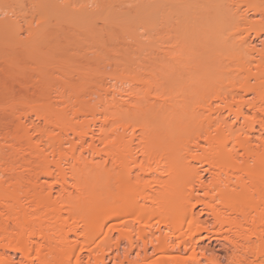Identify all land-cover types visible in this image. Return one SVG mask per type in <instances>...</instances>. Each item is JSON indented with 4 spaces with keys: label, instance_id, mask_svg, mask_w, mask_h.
I'll use <instances>...</instances> for the list:
<instances>
[{
    "label": "bare ground",
    "instance_id": "bare-ground-1",
    "mask_svg": "<svg viewBox=\"0 0 264 264\" xmlns=\"http://www.w3.org/2000/svg\"><path fill=\"white\" fill-rule=\"evenodd\" d=\"M35 1L121 37H90L107 63L77 70L85 92L0 118V264H223L203 239L264 264V43L242 37L263 34L264 0Z\"/></svg>",
    "mask_w": 264,
    "mask_h": 264
},
{
    "label": "rangeland",
    "instance_id": "rangeland-1",
    "mask_svg": "<svg viewBox=\"0 0 264 264\" xmlns=\"http://www.w3.org/2000/svg\"><path fill=\"white\" fill-rule=\"evenodd\" d=\"M14 1H12V0H0V18L1 19L3 18L2 20H4L5 18H7V16H9L8 18L11 17V20L8 19L10 22L4 20L2 22H4L3 24H5V25L0 24V118L4 117V115H5L4 112L9 113V111L11 109L23 110L26 108L35 107L39 103L41 104L42 100L46 101V99H48L50 94H51L53 101L54 100L57 102L63 101V100L59 99L61 97L58 98L59 93L57 94L56 93L57 91L54 92L55 89L60 91V92H63L64 89L61 88V86H65V87L68 86V88L71 87L70 89L67 88L68 91H66L67 93L65 94L68 97L70 96V94L76 95L77 92L72 94L73 90H77L80 92L82 91V89L85 90V88L83 87L86 85L85 82H87V84H89L88 82H90V84H91L92 83L91 81L95 80V79L89 78L91 75L89 77H87V79L89 78L90 80H87L86 78L84 79L83 77H82L83 79L81 77L79 79V75L82 72H79V75L77 76L76 75L77 70L84 71V70L80 69V68L84 67L86 69L85 71H88L87 69H89L88 72H91V74L94 73L96 75V73H98V71H99V73L97 75L100 76V74H101L100 72H102L101 70L104 71L106 68V67L104 68L105 65H103V64L107 63V59L102 60L103 59L102 57H101V59H99V56H97L98 54H96V53H93V55L97 60L92 57L93 55H90V54H92L91 50L88 49L89 46L92 44V41H90V40L92 38L93 39L94 38L95 39H97V38L103 39V37L105 40L108 38L109 34H111V33L114 34L118 29L117 27H116L117 29L114 27L116 30L113 28L110 30L109 28H106L105 26L101 27V24L103 25V22L100 21L101 20L100 18L103 16V14H102L101 17L98 16V17H100L99 18L100 20L96 18V20H95L96 23H93L95 25V26L93 25V27L94 28L96 27L95 29L94 28L93 29L96 30V32L98 31L100 33V35L98 32L95 33V31L91 29L93 31L92 32L90 29H88L87 26L86 27L84 26L85 29H83L84 27H81L82 28L81 33H84L83 36H85V37H83L81 34H79V32H80L79 29H81L80 26H82V25H80L77 28L79 32H77V30L75 32V29L74 30H72V29L77 27L76 24H74L76 26V27H74V25H72V23L69 24L68 22L61 21V16H60V18H58V19H60V21H59L56 19L57 15H54L52 12L50 13V11H49L48 15L52 16V17H49L45 13L47 15V19L45 18L46 15H44V16L39 15L40 14L39 12L42 9L40 10L39 8L37 9V7H35L36 6L35 0H33L34 2L32 0H17V1L14 0ZM53 1H55V0H53ZM64 1L66 2V0H60V1L57 0L58 5L56 4L57 5L56 7H58L57 8L58 10L59 9L60 10H59V12L56 13V9L51 8L52 11H55L56 14H60L63 10H65L63 12H66L67 9L69 10L70 8H72L74 4L78 8L81 5V4L77 5L79 3V1L77 2V0H76L77 4L75 2H72V3H69L70 5L66 6V3L68 4V2H66L64 4ZM104 1H106L108 3L110 0H108V1L104 0ZM104 1H101V0H100V2L98 1L100 3V4L98 3L99 6L101 4L102 5L105 4ZM246 1H248V0H246ZM41 2H42V0H41ZM80 2L83 3L84 0H80ZM30 3H33V4H30ZM19 4H20V6H22V4H24L23 6H25V7L19 8L18 7ZM60 4L64 5V6H61ZM12 5H13V7H12ZM16 5H17V7H16ZM31 5L34 8H32ZM33 5H35V6H33ZM41 5H43L42 7H45L44 4H41ZM3 6L5 9L3 8ZM99 6H96L98 10L103 9V8L105 9V7L102 8V6H100V7ZM130 6L128 5L126 7H130ZM96 7H95V5L94 6L90 5V9L92 8L94 10V12H97L96 15H98L100 12L101 13L106 12L104 10L99 12L95 9ZM18 8H19V10H18ZM24 8H26V9L22 10ZM74 9H76V7ZM117 9L120 10V7ZM20 10H22V12ZM34 10H36V11H34ZM37 10L39 11L38 12L39 14L36 13ZM46 10L48 12V9H46ZM119 10H117V11H119ZM9 12H10V14H9ZM23 12H25V15ZM6 13H8V14H6ZM16 13H18V14H16ZM31 13H33V14H31ZM104 15H105V13H104ZM256 16H257V20L260 21L262 16L260 17L259 14ZM256 16H255L254 20L256 19ZM42 17L45 18L44 21L48 22V23L43 22V20H41V22L38 21ZM48 18L51 20V22H49L50 20ZM97 20H99L100 22H97ZM260 22H263V21H260ZM30 23H31V26L33 28V31L36 34L33 33V35H32L31 34L32 31L29 33V29H30L29 24ZM54 23H57V24H54ZM59 23H61V24H59ZM66 23H68V25ZM63 24H64V26H63ZM261 24L263 25V23H261ZM70 25H72V27ZM258 26H260V25H258ZM32 28L30 30H32ZM103 28L105 29V31H102ZM256 28H254V29H256ZM259 28H257L255 30V33H254V31H251L252 30L251 27H246V29L248 30V33L244 32L242 34V32H240V35L242 34V37H243L245 34L248 35L249 33H251L250 37L252 39L254 38L255 42H257V44H258L257 46L260 49H262L263 43H264L263 42L264 41V32H262L263 33L262 35L259 33L261 36L260 37L258 34ZM44 29H45V31H44ZM58 29H59V31H58ZM106 29H108V30H106ZM140 30L143 31L144 29L143 30L140 29ZM242 30H244V28ZM54 31H56V32H54ZM73 31H74V33H73ZM86 31H87V34H86ZM38 32H41L42 34L38 33ZM105 32H107V33H105ZM138 32L140 33V31H138ZM48 33H49V35L52 33L51 36H49ZM93 33H94V35H93ZM142 33L145 34L146 32L144 31ZM39 34H41V35H39ZM29 35H31V36H29ZM36 35H38V36H36ZM95 35H96V37H95ZM115 35L120 36L121 32L120 31H119V33L116 32ZM34 36H36V38ZM91 36H94V37H92L90 39ZM18 37L21 39H19ZM85 38L87 40H85ZM30 39L32 42L30 41ZM28 40H29V42H28ZM76 40H82V41L84 40L83 41L84 43L82 44V41H76ZM89 41H90V43H89ZM31 43L34 45H31ZM86 43H88V44H86ZM77 44H78V46L79 45L81 47L83 46L84 49L85 48L88 49V52L90 50V53H88L86 50L84 51V49L81 47L76 48ZM85 45H88V46L86 47ZM34 47H35V49H34ZM78 48L80 49V51L83 50L84 52H87L88 54H86V55H89V57L90 58L92 57V58L90 59L85 54H84L85 55L84 56L83 53L80 51L78 52L80 55H76V50H79ZM29 49L32 51L30 52ZM133 57H134V59L135 58H137V59L143 58V56L139 55L138 53L135 54V56H132V58ZM101 61H104V62L102 63ZM108 67H110V66H108ZM110 69H112V68L111 67L107 68V70H109V72H110ZM82 74H84V73H82ZM93 78H94V76H93ZM96 81H97V79L95 80V82ZM86 87H87V85H86ZM50 90H53L52 93L49 92ZM86 90H87V88H86ZM85 91H82V92H85ZM68 97H67V99H68ZM72 97H71V99L69 98L71 100L70 102L68 101L69 104L72 103ZM63 98L65 100H67L65 97H63ZM52 99H51V101H52ZM74 101L75 100L73 98V103L76 102V101L75 102ZM59 105L62 107V109H65V108H63V106H64L63 104H58L57 107H60ZM72 105L75 107L76 104H72ZM78 106L79 105H77L75 108L77 109ZM61 107H60V109H61ZM70 107H72V106H70ZM33 119H35V118L33 117ZM3 122L9 123L10 119L4 120ZM7 127H8V125H5L4 128L0 127V139H3L4 137H6L7 136L6 134L8 132H10L11 130H13V129L7 128ZM6 168L8 169V167H6V166L3 169H6ZM54 186L56 187V189L60 188L59 185L55 184ZM226 245L227 244L226 243L224 244V242H222V241L220 242V241H216L213 239H203L199 242V246L204 248V252L206 253V256L209 255L208 257L211 256V257L218 258L221 260V262L223 264H228V262H229L227 260V253H226L227 247H226ZM206 264H208V263H206ZM255 264H257V263H255ZM259 264H261V263L259 262Z\"/></svg>",
    "mask_w": 264,
    "mask_h": 264
}]
</instances>
